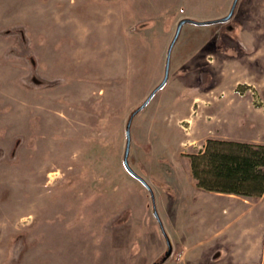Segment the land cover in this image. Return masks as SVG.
<instances>
[{"label":"rangeland","instance_id":"rangeland-1","mask_svg":"<svg viewBox=\"0 0 264 264\" xmlns=\"http://www.w3.org/2000/svg\"><path fill=\"white\" fill-rule=\"evenodd\" d=\"M233 1L0 0V264L260 263L264 196L199 187L189 154L264 142V0L185 23L133 117L129 162L161 222L124 163L179 21Z\"/></svg>","mask_w":264,"mask_h":264},{"label":"trees","instance_id":"trees-1","mask_svg":"<svg viewBox=\"0 0 264 264\" xmlns=\"http://www.w3.org/2000/svg\"><path fill=\"white\" fill-rule=\"evenodd\" d=\"M189 160L203 189L253 200L264 196V142L209 137Z\"/></svg>","mask_w":264,"mask_h":264},{"label":"water","instance_id":"water-1","mask_svg":"<svg viewBox=\"0 0 264 264\" xmlns=\"http://www.w3.org/2000/svg\"><path fill=\"white\" fill-rule=\"evenodd\" d=\"M237 2L238 0H234L233 1V4L231 6V9H230V12L221 17V18H218V19H213V20H203V21H199V20H194L192 18H182L178 25H177V29H176V33L174 35V38L168 48V52H167V59H166V70H165V75H164V78L163 80L160 82L159 85H157L153 90L152 92L149 94V96L146 98V100L139 106V108H137L130 116L129 120H128V123H127V144H126V149H125V154H124V163L128 169V171L133 174L134 176H136L137 178H139L148 188L149 190L151 191V195H152V199H153V204H154V212L157 216V218L159 219V221L161 222L160 220V217H159V214L157 212V208H156V205H155V195H154V191L152 190L151 186L147 183V181L140 175L138 174L134 169L133 167L131 166L130 162H129V152H130V145H131V124H132V120H133V117L135 116V114H137L142 108H144L148 102L151 100V98L154 96V94L163 86L165 85V83L167 82L168 80V77H169V71H170V61H171V55H172V50H173V47L180 35V32H181V29H182V26L187 23V22H194V23H209V22H224V21H227L229 20L233 14H234V11H235V8H236V5H237ZM167 243H168V250L166 252V257L168 255L171 254V251H172V245H171V242L170 240L168 239L167 237ZM154 264H158L157 262H154Z\"/></svg>","mask_w":264,"mask_h":264},{"label":"crops","instance_id":"crops-1","mask_svg":"<svg viewBox=\"0 0 264 264\" xmlns=\"http://www.w3.org/2000/svg\"><path fill=\"white\" fill-rule=\"evenodd\" d=\"M235 14V13H234ZM243 15V14H241ZM249 235L250 234V231L248 233ZM252 239L248 242V247H249V250H248V254H249V258L248 260H250L251 258V255L250 254H254L255 258L257 257V252L259 253V259H260V263L259 264H263V260H264V239L262 240L261 244H257V240H256V233H252ZM227 242H225V245H226ZM260 247V248H259ZM218 249L215 251L216 252V257L219 258V257H222L223 255V251H221V248L224 250L226 249L227 250V246H224V243H222L220 246L218 244ZM259 248V249H258ZM220 250V251H219Z\"/></svg>","mask_w":264,"mask_h":264}]
</instances>
